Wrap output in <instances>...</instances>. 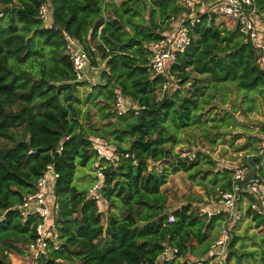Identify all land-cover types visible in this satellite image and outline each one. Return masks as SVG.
I'll list each match as a JSON object with an SVG mask.
<instances>
[{
	"label": "trees",
	"instance_id": "16d2710c",
	"mask_svg": "<svg viewBox=\"0 0 264 264\" xmlns=\"http://www.w3.org/2000/svg\"><path fill=\"white\" fill-rule=\"evenodd\" d=\"M42 5L49 7V27L38 18ZM254 7L264 18V0H254ZM186 12L177 0H0V264H11L10 255L24 257V247L36 239L38 218L22 217L14 207L34 193L48 165L58 174L52 221L59 248L45 250L37 264L207 259L217 238L211 234L223 215L207 217L190 202L173 208L162 187L169 175L195 167L175 149L183 144L184 132L205 128L211 90L234 82L264 97V70L237 26H219L214 15L196 13L197 22H183L191 44L169 71L177 89L168 93L169 87L159 97L164 78L149 70L150 45ZM65 36L82 46L98 82L75 80ZM117 93L136 112L116 116ZM206 120L220 123L209 116ZM94 138L113 146L118 161L100 159ZM97 161L105 213L88 198L90 189L79 190L73 182L77 167H94ZM256 163L250 159L245 165L254 172ZM257 174L264 183V170ZM218 175L221 195L230 190V170L215 173L212 183ZM85 176L93 184L92 173ZM244 218L264 228V215L248 209ZM164 244L177 249V260L159 262ZM253 244L246 250L242 238L233 235L226 262L233 257L236 264H264V234Z\"/></svg>",
	"mask_w": 264,
	"mask_h": 264
},
{
	"label": "built area",
	"instance_id": "2783aa9c",
	"mask_svg": "<svg viewBox=\"0 0 264 264\" xmlns=\"http://www.w3.org/2000/svg\"><path fill=\"white\" fill-rule=\"evenodd\" d=\"M189 12L184 13L181 18L172 22L170 29L164 33L163 39L150 45V57L148 67L153 75L162 76L164 82L158 96L161 97L169 88V71L175 65L177 56L191 44V37L188 33L184 21L190 20L197 22L199 16L196 13L208 15H220L233 21L237 26L239 33L250 42L252 47L259 54L258 64L264 70V22L263 17L258 15L254 0H177ZM192 16H187L194 13ZM0 16L2 14L0 13ZM38 18L45 27L50 25V14L48 5H42L38 12ZM65 53L69 58L72 66V73L78 82L92 84L91 79L86 76L88 68V58L79 42L72 37L65 36ZM129 104V107L126 106ZM137 110L136 106L126 100L119 93L116 95L114 112L116 116H122L127 111ZM92 145L98 157L107 162L115 163L118 161L120 154L114 152V147L102 139H92ZM180 151L177 154L180 158L186 157ZM127 156V155H125ZM185 156V157H184ZM248 159H256L254 172L248 178V170L244 165L228 168L230 170L231 185L230 190L222 193L217 203L221 208L212 209L199 208L201 214L207 217L223 215L224 220L220 224L219 235L211 243L207 259L205 261L183 260L186 264H227L228 245L230 243V222L235 223L241 220L242 216L249 209L261 216L264 215V186L257 172L259 169L264 170V127L260 132L258 141L253 153L246 155ZM191 159V158H189ZM102 169L97 167L95 171V181L88 191V198L100 203L101 197L99 190L102 186ZM58 178L52 165L46 166L41 177L37 180L35 191L32 194L23 197L22 203L14 207L22 217L36 216L39 220L36 226L35 241L25 246L23 249L24 257H19V264H37L38 260L48 248H59L58 232L52 221V206L54 204L53 186ZM249 195L252 200H246L243 207L239 204L242 199ZM173 217H168V222L172 223ZM177 249L164 244L163 251L159 256L160 263H169L177 260Z\"/></svg>",
	"mask_w": 264,
	"mask_h": 264
},
{
	"label": "rangeland",
	"instance_id": "374dc122",
	"mask_svg": "<svg viewBox=\"0 0 264 264\" xmlns=\"http://www.w3.org/2000/svg\"><path fill=\"white\" fill-rule=\"evenodd\" d=\"M119 3L120 0H113ZM191 13L187 16H192ZM264 22V18L262 20ZM215 23L219 26H225L233 29V21L220 15L215 16ZM97 72V74H96ZM86 76L91 78V82H96L98 71L88 67ZM168 93L177 89V83L169 79ZM222 88L212 89V102L206 108L208 114L203 116L204 129H191L184 132L183 147L179 146L180 151H184L189 161H194L195 167L188 173L178 172L169 175L167 183L162 190L167 193L169 205L171 207H179L181 204L191 203L194 211L199 208L208 210L221 208L217 203L219 193L217 184L220 182V175L217 176V182L212 183L211 179L216 173L226 170L225 167L233 168L244 165L248 170V178L253 170L246 166L250 159L246 158V154L252 153L255 149L258 137L264 127V97L257 91H245L238 89L234 82H226L220 84ZM129 107V104L126 103ZM217 119L220 123L212 124L207 122L206 117ZM213 125L216 128H213ZM179 149L176 151L179 153ZM197 156V158H194ZM185 157V156H184ZM98 161L94 164L96 168ZM90 164L87 167H77L74 176V185L79 190H89L92 182L86 179L87 174L92 173L95 177V169ZM79 179H84L79 182ZM264 186V183H263ZM246 199H242L239 207L242 208ZM100 211L105 213L106 204L100 201ZM105 219V217H103ZM103 219V220H104ZM230 224V238L237 235L242 238L244 249L251 250L255 247V243L259 236L264 234V228H256L252 218H244L241 221ZM217 228V226H216ZM220 229V227H218ZM216 230L212 232V236L219 235ZM235 247H239V243ZM16 255H10L11 264H19ZM183 259H180V262ZM227 261V260H226ZM236 264L235 258L231 257L229 263ZM245 264H249L245 260Z\"/></svg>",
	"mask_w": 264,
	"mask_h": 264
},
{
	"label": "crops",
	"instance_id": "0c3cea01",
	"mask_svg": "<svg viewBox=\"0 0 264 264\" xmlns=\"http://www.w3.org/2000/svg\"><path fill=\"white\" fill-rule=\"evenodd\" d=\"M121 1H122V0H120V2H121ZM233 26H234V25H233ZM93 70H94V69H93ZM95 71H97V70H95ZM96 74H97V72H96ZM90 79H91V78H90ZM96 82H98V81H96ZM96 82H93V83H96ZM183 134H185V133H183ZM183 134H182V136H183ZM180 146L183 147L184 145L181 144ZM179 148H180V147L178 146V147L175 149V151H176L177 149H179ZM254 150H255V149H254ZM254 150H253V151H254ZM253 151H252V153H253ZM246 155H247V154H246ZM246 155H245V156H246ZM181 205H182V204H181ZM181 205H180V206H181ZM173 208H175V207H173ZM218 229H219V228L217 227V231H216V233H218ZM15 257H17V256H15ZM17 259H18V261H19V257H17Z\"/></svg>",
	"mask_w": 264,
	"mask_h": 264
}]
</instances>
